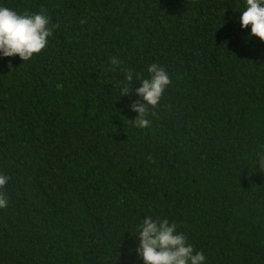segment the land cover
I'll return each mask as SVG.
<instances>
[{
	"label": "trees",
	"instance_id": "1",
	"mask_svg": "<svg viewBox=\"0 0 264 264\" xmlns=\"http://www.w3.org/2000/svg\"><path fill=\"white\" fill-rule=\"evenodd\" d=\"M0 7L52 31L27 61L0 55V264H144L146 217L203 264H264V41L241 27L246 0ZM152 64L171 83L137 128Z\"/></svg>",
	"mask_w": 264,
	"mask_h": 264
},
{
	"label": "clouds",
	"instance_id": "2",
	"mask_svg": "<svg viewBox=\"0 0 264 264\" xmlns=\"http://www.w3.org/2000/svg\"><path fill=\"white\" fill-rule=\"evenodd\" d=\"M242 28L251 26L248 34L264 41V0H246V8L240 16ZM49 19L43 14H18L7 7H0V55L12 57L18 55L27 61L40 53L47 45V38L52 34L48 27ZM111 63H119L115 58ZM149 79L141 80V86L135 88L136 94L142 98L134 101L131 110L138 113L132 119L137 128L148 127L150 121L146 119L149 107L155 108L166 87L171 83L168 73L157 64L148 68ZM139 79V77H136ZM128 82L120 88L121 96H130L133 85L131 70L125 77ZM151 160V157H149ZM259 167L264 172V156L259 159ZM8 177L0 175V188H3ZM7 207V198L0 193V208ZM138 246L136 252L143 258L144 264H203L205 256L202 252H194L193 246L187 243L184 234L177 231L175 223L167 219H153L146 217L139 228Z\"/></svg>",
	"mask_w": 264,
	"mask_h": 264
}]
</instances>
